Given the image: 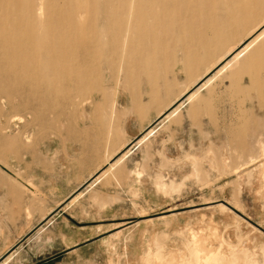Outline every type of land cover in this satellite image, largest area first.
Returning <instances> with one entry per match:
<instances>
[{
  "label": "rangeland",
  "instance_id": "obj_1",
  "mask_svg": "<svg viewBox=\"0 0 264 264\" xmlns=\"http://www.w3.org/2000/svg\"><path fill=\"white\" fill-rule=\"evenodd\" d=\"M214 1L151 26L145 54L107 52L94 85L0 100V264H264V65L221 71L264 31V0ZM104 195L77 220L105 221L72 224Z\"/></svg>",
  "mask_w": 264,
  "mask_h": 264
},
{
  "label": "bare ground",
  "instance_id": "obj_2",
  "mask_svg": "<svg viewBox=\"0 0 264 264\" xmlns=\"http://www.w3.org/2000/svg\"><path fill=\"white\" fill-rule=\"evenodd\" d=\"M44 1L0 0V100L12 102L17 98L22 102L27 97H38L36 101H41L42 91L50 90L55 81L63 86L80 85L83 81L94 85L100 81L101 68L109 65L104 60L107 52L112 59L117 56L133 59L145 54L147 49L135 50L133 45L140 38H161L151 32V26L201 20V15L187 13L200 9L201 4L212 8L215 3L214 0H63V3L48 0L47 8ZM234 3L228 0L224 6L238 7L242 12L248 8L245 3ZM243 15L227 16V28L239 20L246 25ZM123 29L125 34L121 37L119 31ZM262 57L264 31L221 71L233 68L231 76L237 75L240 62L243 67H261L264 62L256 61ZM238 58L240 62L236 63ZM211 80L197 89V94ZM191 99L192 96L186 101Z\"/></svg>",
  "mask_w": 264,
  "mask_h": 264
},
{
  "label": "crops",
  "instance_id": "obj_3",
  "mask_svg": "<svg viewBox=\"0 0 264 264\" xmlns=\"http://www.w3.org/2000/svg\"><path fill=\"white\" fill-rule=\"evenodd\" d=\"M143 140H141V141H139V143H141ZM124 156V155H123ZM122 156V157H123ZM113 167L114 166H111V169H113ZM78 170H81V168L80 169H78V168H76V171H78ZM94 176V175H93ZM93 176L91 177L90 175H89V177H88V179H86V180H88V181H83V182H81V181H76V182H80V183H76V185H75V192H77V190H80V189H82L84 186H85V184H88V182H89V180H91L92 178H93ZM75 177L77 178V177H79V174L76 172V174H75ZM97 178V177H96ZM96 180V179H95ZM95 180H93V181H91L92 183H94V181ZM89 186V185H88ZM73 191V192H74ZM74 192V193H75ZM100 192L102 193V194H104V189H101L100 190ZM73 193V194H74ZM72 194V199H75L76 198V195L74 194L73 195ZM105 196V195H104ZM71 199V200H72ZM111 198H108V197H106L105 196V198L102 200V201H100V203H102V210H101V208L99 207V206H91V205H89V204H87L86 202H79V203H82L81 205H83V206H74L73 207V210H72V212L74 213V215H67L68 217H69V219L71 220V222H72V224H74V226H76L77 228H87V227H89V224H98V223H100L101 221H105V217L102 219V220H95V221H90V222H82L81 220H77L80 216H78L77 214H81V213H89L90 214V216H91V214H93L94 216H101L102 214H106L107 213V211L109 210V209H111L112 207H114V205H112V204H110V205H108V206H106V203H108V202H106V201H108V200H110ZM80 200V199H79ZM78 200V201H79ZM105 205V206H104ZM96 226H102L101 224H99V225H96ZM89 240H90V238L89 239H84V241L83 242H81V243H74V244H72V246L71 247H69V248H67L69 251H75V250H78V249H80L81 247H83V246H85V243H88L89 242Z\"/></svg>",
  "mask_w": 264,
  "mask_h": 264
}]
</instances>
